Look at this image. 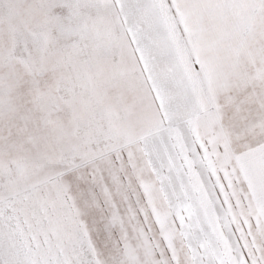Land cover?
<instances>
[{
	"label": "rangeland",
	"instance_id": "rangeland-1",
	"mask_svg": "<svg viewBox=\"0 0 264 264\" xmlns=\"http://www.w3.org/2000/svg\"><path fill=\"white\" fill-rule=\"evenodd\" d=\"M0 264H264V0H0Z\"/></svg>",
	"mask_w": 264,
	"mask_h": 264
},
{
	"label": "crops",
	"instance_id": "crops-1",
	"mask_svg": "<svg viewBox=\"0 0 264 264\" xmlns=\"http://www.w3.org/2000/svg\"><path fill=\"white\" fill-rule=\"evenodd\" d=\"M163 3L165 4V2L163 1ZM163 4V5H164ZM165 6V5H164ZM163 8V6H162ZM159 10V9H158ZM149 24V23H148ZM146 23L148 29L149 26ZM172 26V24H171ZM154 27V23L151 24V30ZM135 28V27H134ZM142 30L146 31L145 27H142ZM159 31V29H158ZM166 34H158V37H164ZM146 36L145 34H143V37ZM156 38H157V34H156ZM132 45H133V49L135 50L137 57L139 59V63H143L146 60V55L148 58H152V62L155 64L153 69L150 68H145V72H146V78H147V82L150 86V90L152 91V94L154 96V100L155 102L159 105V108H166L167 104H168V108L171 109L173 112L175 113H179L178 112V107L176 106V100L175 103H171L169 101V97L167 96L168 94H171L172 92L169 90V88L171 87H175V82H174V75H175V79H176V83H177V87L179 88L181 85V73H185L186 74V67L183 66V68L180 66V59L178 57H176L177 61L174 63V61H171V65L175 64L174 66H171V70H169V66L164 65V54H160L157 51V46L154 47L153 45V40L148 36L147 41L145 43V46H143L145 49L141 50L139 49L137 46V42L135 41V37L133 36L132 38ZM141 47V45H139ZM153 46V47H152ZM154 55V56H152ZM160 56V57H159ZM162 58V60H161ZM168 62V61H167ZM177 64V65H176ZM186 64V63H185ZM164 65V66H163ZM189 65V64H186ZM184 69V71H183ZM188 71H190L191 75L194 77V72H193V68L192 65H189V69ZM188 75V74H187ZM185 80H184V85L185 84ZM188 85V83H187ZM185 87L184 92L186 93V89L187 87ZM188 90V89H187ZM172 102H174V100L172 99ZM201 109V108H200ZM193 111V110H191ZM195 111L191 112L190 114H194Z\"/></svg>",
	"mask_w": 264,
	"mask_h": 264
}]
</instances>
